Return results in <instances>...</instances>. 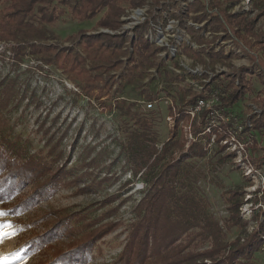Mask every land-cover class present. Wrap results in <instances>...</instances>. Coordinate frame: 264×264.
Segmentation results:
<instances>
[{
  "label": "trees",
  "instance_id": "obj_1",
  "mask_svg": "<svg viewBox=\"0 0 264 264\" xmlns=\"http://www.w3.org/2000/svg\"><path fill=\"white\" fill-rule=\"evenodd\" d=\"M124 4L136 6L141 3L137 0H0V44L10 46L17 55L30 54L45 65L60 67L80 78L85 76L90 92L92 84L102 75L90 76L83 68L85 58L74 52L75 48L49 44V32L45 25L57 21L66 13L82 23L106 11L97 26L116 29L121 25ZM252 4L258 5L256 0ZM222 11V14L213 13L206 0H195L183 17L178 16L184 20L192 12L196 15V22H206L199 31L194 27L188 28L200 48L195 51L186 47L185 54L199 63L206 62V57L211 63L224 61L229 64L230 72H220L213 77L207 74L202 77L190 75L192 80L201 84L199 94L186 87L181 88L178 94L173 93L174 86L167 85L166 94L172 100L169 116L174 122L168 140L160 143L155 130V114L144 113L140 109L133 111L134 103L127 108V114L134 120V129L122 150L127 160L134 164V174L141 175L148 189L135 209L136 219L126 228V244L112 264H247L262 250L264 209L254 216L257 227L248 231V223L240 214L244 195L239 190L231 191L228 196L229 216L221 223L210 212V204L198 186L199 181L206 177L194 161L208 156L213 136L221 153L228 148L231 138H236L239 145L244 142L243 147L250 148V145H245V139L250 137L253 139L252 148L260 150L254 135H248L252 132L264 133V97L254 99L260 114L250 118L251 128L248 122L238 128L235 114L231 115L235 106L255 92L249 78L254 74L252 67L230 65L237 57L235 51H226L224 46L218 50L212 48L219 39L232 38L237 47L252 53V64L260 70L264 69V31L257 27L264 11L257 15H254V9L243 13H231L229 9ZM204 30L213 35L211 40L204 37ZM145 31L147 24L136 28L135 38L123 34L87 35L82 31L68 40L79 39L76 45L96 63L91 71L109 73L120 69L123 71L120 76H110L109 79L112 82H133L145 79L151 68L160 70L162 67V63L156 62L160 50L144 37ZM128 41L133 51L125 47ZM173 75L171 82L185 81L186 77ZM258 76L264 86V76L260 73ZM110 82L107 81L105 86H109ZM15 87L11 78L0 83V207L13 218L36 208L61 186H70L77 180L66 181L69 172L61 163L64 153L58 150L56 144L47 142L46 155L31 154L29 148L21 144L20 137L12 138L6 112L17 100ZM214 96L217 101L210 108L196 111L200 100L208 101ZM146 99L150 103L156 101L147 91ZM118 104L120 107L125 101ZM222 116L228 117L227 121ZM183 125L189 127L191 139L179 131ZM228 154L227 158L236 157V152ZM225 160L223 158V162ZM245 160L251 164L260 163L258 158ZM91 188L90 184L84 185L79 191L89 192ZM86 216L83 212L61 210L45 213L40 222L45 219L49 224L43 233L28 239L24 247L25 255L42 254L40 264H89L98 241L124 226V223L110 221L99 224L86 220ZM75 223L82 225L73 227ZM234 228L241 230V234L229 240V232ZM63 237L67 238L66 242L61 240Z\"/></svg>",
  "mask_w": 264,
  "mask_h": 264
},
{
  "label": "rangeland",
  "instance_id": "obj_2",
  "mask_svg": "<svg viewBox=\"0 0 264 264\" xmlns=\"http://www.w3.org/2000/svg\"><path fill=\"white\" fill-rule=\"evenodd\" d=\"M137 1L141 4L122 6L124 10L120 15L121 25L116 29L97 26L106 11L97 18L82 23L66 13L57 21L45 25L49 32V44L75 48L74 52H79L85 58L83 68L90 76L102 75L92 84L90 92L88 85L86 86L85 76L80 78L60 67L45 65L30 54L17 55L10 46L0 44V83L3 79L11 78L16 84L17 100L6 112V117L10 120L12 138L20 137L21 144L26 145L31 154L46 155L47 142L51 145L56 144L58 150L64 153L61 163L69 172L66 181L77 179L70 186H61L48 200L19 217L13 218L8 215L0 217V224L11 223L17 230L15 236L0 243V264H40L43 255L39 253L26 256L24 247L30 237L45 231L49 223L45 219L40 221L45 213L51 210L83 212L87 215L86 220H94L99 224L110 221L124 223V226L98 241V245L92 250L93 258L89 261V264L114 263L126 244L128 235L126 228L136 219L135 209L148 189L141 175L134 174L135 166L127 160L126 153L122 150L129 133L134 129V120L127 114L129 104H135L133 111L140 109L144 113L155 114V130L162 144L168 140L174 123L169 116L172 100L166 94L167 85L174 86L173 93L178 94L181 88L186 87L199 94L201 84L192 80L190 75L202 77L207 74L213 77L220 72H230L229 64L224 61L211 63L206 57V62L199 63L184 52L186 47L195 51L200 48L189 34L188 28L194 27L199 31L206 24L196 22L194 20L196 15L192 12L185 16L184 20L181 19L195 0ZM206 3L213 13L226 9L231 13H243L254 9V15H257L264 11V0H256L257 6L252 4L253 0L214 2L206 0ZM142 24H147L144 37L160 50L156 62L162 63L160 70L156 67L151 68L143 80L112 82L109 77L120 76L123 71L120 69L109 73L91 71L96 63L76 45L79 39L68 40L82 31L87 35L123 34L135 38L136 28ZM257 27L263 28L264 31V16ZM219 34L225 37L223 32ZM203 35L208 40L213 37L207 30L203 31ZM126 43L125 47L133 51L130 41ZM222 46L226 51H235L237 55L230 65L250 66L254 71L249 78L252 79L255 92L231 110V115L235 114L239 128L242 123L250 121L253 115L260 114L254 99L264 97L262 93L264 86L258 76L259 73L264 76V69L260 70L252 64L250 59L252 53L237 47L232 38L224 40L221 38L212 48L218 50ZM167 49L177 52L168 54ZM177 66L182 71L176 72ZM173 73L186 77L185 81L171 82ZM107 81H111L109 86H105ZM102 90L103 95L100 96ZM146 91L156 98L155 102L147 101ZM210 99L212 101L213 97ZM121 101H125V104H120V108L118 103ZM227 118L222 116L225 121ZM179 131L189 139L192 138L188 133L189 127L183 125ZM252 135L260 150L252 148L253 139L250 137L245 139L247 141L245 145H250V148L243 147L244 142L239 145L236 138H231L227 144L228 148L220 153L219 145L213 136L208 156L194 161L196 167L203 171L206 177L198 183L200 191L210 204V212L221 223L229 216V193L235 190L242 191L244 203L240 208V214L248 223V231L257 227L254 216L260 209H264V133L252 132L248 136ZM233 152H236V157L227 158L228 153ZM223 158H226L224 162ZM246 158L254 160L258 158L260 163L251 164L245 160ZM89 184L92 185L89 192L79 191V188ZM0 211H3L1 207ZM81 225L82 223L72 224L73 227ZM240 234L241 230L234 228L229 232V240ZM61 240L66 242L67 238L63 237ZM247 264H264V245Z\"/></svg>",
  "mask_w": 264,
  "mask_h": 264
},
{
  "label": "snow or ice",
  "instance_id": "obj_3",
  "mask_svg": "<svg viewBox=\"0 0 264 264\" xmlns=\"http://www.w3.org/2000/svg\"><path fill=\"white\" fill-rule=\"evenodd\" d=\"M6 215V212L0 211V217H4ZM16 234L17 230L11 223L0 224V243H2L7 238L15 236ZM4 259L6 260L7 257H5Z\"/></svg>",
  "mask_w": 264,
  "mask_h": 264
},
{
  "label": "built area",
  "instance_id": "obj_4",
  "mask_svg": "<svg viewBox=\"0 0 264 264\" xmlns=\"http://www.w3.org/2000/svg\"><path fill=\"white\" fill-rule=\"evenodd\" d=\"M154 26V25H153ZM149 32V31H148ZM151 32V31H150ZM168 50V54H173V53H176L177 52V50H175L176 52H173L171 49H167ZM165 53H167V52H165ZM182 71V69H180L178 66H177V68H176V72H180V71ZM211 100V99H210ZM210 100H208V101H206V100H200L199 101V104H198V106H197V108H196V111H200L201 109H203V108H205V107H207V108H210L216 101H217V98L214 96L213 97V99H212V101H210ZM192 115H194V112H192L191 113ZM248 124H249V127L251 128V125H250V122L248 121Z\"/></svg>",
  "mask_w": 264,
  "mask_h": 264
}]
</instances>
